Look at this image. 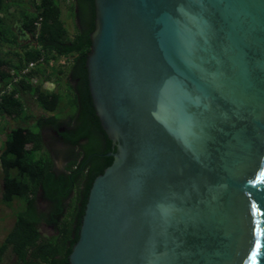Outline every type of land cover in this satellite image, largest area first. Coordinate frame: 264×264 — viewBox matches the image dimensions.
<instances>
[{
  "label": "water",
  "instance_id": "water-1",
  "mask_svg": "<svg viewBox=\"0 0 264 264\" xmlns=\"http://www.w3.org/2000/svg\"><path fill=\"white\" fill-rule=\"evenodd\" d=\"M94 6L88 86L116 152L69 264H264V0Z\"/></svg>",
  "mask_w": 264,
  "mask_h": 264
},
{
  "label": "trees",
  "instance_id": "trees-1",
  "mask_svg": "<svg viewBox=\"0 0 264 264\" xmlns=\"http://www.w3.org/2000/svg\"><path fill=\"white\" fill-rule=\"evenodd\" d=\"M62 1L66 0H0V119L5 121L0 127L5 137L0 146V193L2 205H16L13 225L0 242V264H6L8 254L13 260L7 264H69L93 181L113 162L112 157L100 159L82 197L65 203L62 187L70 186L76 177L70 174V164L56 178L53 160L44 149L42 127L63 124L81 106L83 120L76 134L69 131V122L62 133L68 143L78 146L81 138L88 137L92 140L88 148L95 151L96 142L105 134L95 113L86 69L90 34L95 29L94 0H72L73 33L62 20ZM63 57L65 64L60 63ZM30 63L33 68L22 74ZM70 76L78 78L77 89ZM47 83L56 88H46ZM67 94L71 99L62 110ZM31 101L42 115L32 113ZM8 119L18 125L13 128ZM111 147L109 141L107 149ZM41 185L59 200L57 212L49 216L38 209ZM43 224L52 227V233H44Z\"/></svg>",
  "mask_w": 264,
  "mask_h": 264
},
{
  "label": "flooded vegetation",
  "instance_id": "flooded-vegetation-1",
  "mask_svg": "<svg viewBox=\"0 0 264 264\" xmlns=\"http://www.w3.org/2000/svg\"><path fill=\"white\" fill-rule=\"evenodd\" d=\"M70 79L73 86L77 89L79 85L78 78H76L75 76H70ZM81 110L82 108L81 106H79L74 116L68 115L67 120L63 121V124L58 123L57 125H47L42 127L44 149L47 153H49L53 160V170L56 178H59V176L65 172L66 168L70 164L72 168L70 174L71 176L74 175L76 177L75 182L70 186H68L67 184L62 187L63 197L65 195L67 196L65 198L66 204L72 202L75 199L77 200L78 197H82L85 187L90 181L92 172L96 167L98 161H100V159L104 158L105 156L112 157L111 155L116 152V150H113L112 147L110 151L107 149L109 139L104 131L103 132L105 134V138L96 142L98 148L95 151L89 150L88 147L89 145H91L92 140L88 137L81 138L79 140L78 146H73L68 143L62 133L67 127L66 123L69 122V131H71L72 134H76L78 128L82 125L83 117ZM15 123L16 125H12L13 128L18 125L17 122H14V124ZM72 172L74 173L72 174ZM66 190L69 191V193H66ZM58 192H60L59 189ZM57 203H59V200L57 198H51L50 195H48L44 185H41L37 195L38 209L49 216L57 212ZM14 206L16 205L14 204L13 207ZM13 207H7L10 210L11 214L13 212ZM67 212L68 210H65L64 214H66ZM42 229L44 231L52 233V227L47 226L46 224H43Z\"/></svg>",
  "mask_w": 264,
  "mask_h": 264
},
{
  "label": "rangeland",
  "instance_id": "rangeland-1",
  "mask_svg": "<svg viewBox=\"0 0 264 264\" xmlns=\"http://www.w3.org/2000/svg\"><path fill=\"white\" fill-rule=\"evenodd\" d=\"M25 1H27V0H25ZM71 4H72V0H66V1L61 2L62 12H63L62 13V20L65 22L69 31L71 33H73V31H74V21L72 18L73 15L69 11V6ZM8 19L10 20L9 17H8ZM60 63L65 64L66 59L64 57L61 58ZM45 87L49 88V89H55L56 85L51 84V83H47V84H45ZM67 96L68 97H66L65 101L62 102L63 103L62 110L68 106L69 100L71 99L69 94H67ZM29 106L31 107L30 109L35 116L43 113L40 109L37 108V106L32 101L29 103ZM59 114L60 113H56V115H59ZM8 120L10 121L11 126L16 125V123L14 124V121L12 119H8ZM4 124H5V121L0 119V127H3ZM4 138H5L4 135H0V146H1V142L4 140ZM0 173H1V169H0ZM0 188H1V180H0ZM12 225H13V215L11 214L10 210L6 206L1 204V193H0V242L2 241L4 235L6 234V232L10 229V227ZM12 260H13V257L10 254H8L5 257L4 262L7 264V263H10Z\"/></svg>",
  "mask_w": 264,
  "mask_h": 264
},
{
  "label": "built area",
  "instance_id": "built-area-1",
  "mask_svg": "<svg viewBox=\"0 0 264 264\" xmlns=\"http://www.w3.org/2000/svg\"><path fill=\"white\" fill-rule=\"evenodd\" d=\"M33 66H34V64L33 63H30L29 66H28V68L22 71V74H26L29 71V69L33 68ZM18 79L19 78H15L14 79V82H17Z\"/></svg>",
  "mask_w": 264,
  "mask_h": 264
},
{
  "label": "bare ground",
  "instance_id": "bare-ground-1",
  "mask_svg": "<svg viewBox=\"0 0 264 264\" xmlns=\"http://www.w3.org/2000/svg\"><path fill=\"white\" fill-rule=\"evenodd\" d=\"M20 77V76H19Z\"/></svg>",
  "mask_w": 264,
  "mask_h": 264
}]
</instances>
